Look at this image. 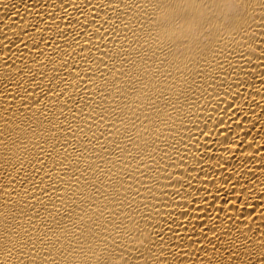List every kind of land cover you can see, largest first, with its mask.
<instances>
[{
  "label": "bare ground",
  "instance_id": "6f19581e",
  "mask_svg": "<svg viewBox=\"0 0 264 264\" xmlns=\"http://www.w3.org/2000/svg\"><path fill=\"white\" fill-rule=\"evenodd\" d=\"M0 264H264V0H0Z\"/></svg>",
  "mask_w": 264,
  "mask_h": 264
}]
</instances>
